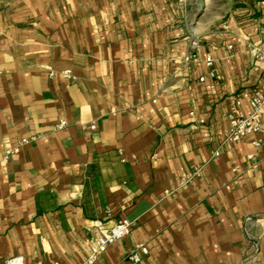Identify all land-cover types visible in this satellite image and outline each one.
I'll use <instances>...</instances> for the list:
<instances>
[{"label": "crops", "instance_id": "obj_1", "mask_svg": "<svg viewBox=\"0 0 264 264\" xmlns=\"http://www.w3.org/2000/svg\"><path fill=\"white\" fill-rule=\"evenodd\" d=\"M204 1L0 0V264H87L120 220L93 264H264V134L224 142L264 0Z\"/></svg>", "mask_w": 264, "mask_h": 264}, {"label": "built area", "instance_id": "obj_2", "mask_svg": "<svg viewBox=\"0 0 264 264\" xmlns=\"http://www.w3.org/2000/svg\"><path fill=\"white\" fill-rule=\"evenodd\" d=\"M206 64L212 66L213 59L208 57ZM214 74L215 72L211 71V75L214 76ZM203 80L204 78H201V81ZM242 96L248 100V109L243 110L240 108V100L236 102L237 107L232 110L230 128L224 139L225 144L228 146H232L250 133L264 134V82L253 90L244 92ZM64 125H66V122L61 121L59 126L62 127ZM255 145L259 146L260 143L255 142ZM215 154L219 155V152L217 151ZM130 227V221L120 220L114 226L104 230L99 236L95 237L90 243L89 255L86 260L87 264H93L98 256L107 250L110 244L128 235ZM147 253L148 248L143 245L132 252L128 259L139 263L142 261V255ZM4 264H25V262L22 256H15L6 260Z\"/></svg>", "mask_w": 264, "mask_h": 264}, {"label": "rangeland", "instance_id": "obj_3", "mask_svg": "<svg viewBox=\"0 0 264 264\" xmlns=\"http://www.w3.org/2000/svg\"><path fill=\"white\" fill-rule=\"evenodd\" d=\"M204 4L205 7H203V10H207V11L211 10L216 13H220L222 10H225V7L222 6L221 0H205Z\"/></svg>", "mask_w": 264, "mask_h": 264}]
</instances>
